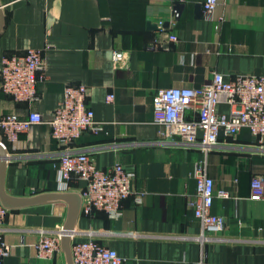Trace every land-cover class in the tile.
Instances as JSON below:
<instances>
[{
    "label": "crops",
    "instance_id": "0c3cea01",
    "mask_svg": "<svg viewBox=\"0 0 264 264\" xmlns=\"http://www.w3.org/2000/svg\"><path fill=\"white\" fill-rule=\"evenodd\" d=\"M205 1L0 0V73L6 57L29 49H41L45 57L44 79L33 103L16 102L4 93L0 77V117L38 112L50 120L67 84L88 87V103L103 130L84 133L73 146L92 152L100 169L122 164L134 179L120 217L103 211L81 214L75 234L115 249L129 264H264V197L254 199L251 186L256 175L264 177V139L244 129L235 139L221 136L223 146L206 153L160 143V127L154 123L158 89L200 87L214 72L227 80L264 77V0H218L212 19L203 14ZM159 20L175 22L170 32L179 41L152 50ZM116 52L123 59L119 68L113 61ZM111 93L113 104L107 101ZM217 111L230 114L232 108L220 104ZM0 142L11 157L9 195L79 194L85 187L71 181L69 190L60 189L57 160L42 155L64 146L47 124L33 125L16 145L0 130ZM200 162L215 182L212 212L225 220L223 231H208L205 238L188 207ZM68 211L64 201L10 209L3 226L9 255L2 264H68L65 252L43 260L36 250L42 235L65 226Z\"/></svg>",
    "mask_w": 264,
    "mask_h": 264
},
{
    "label": "built area",
    "instance_id": "2783aa9c",
    "mask_svg": "<svg viewBox=\"0 0 264 264\" xmlns=\"http://www.w3.org/2000/svg\"><path fill=\"white\" fill-rule=\"evenodd\" d=\"M217 6L218 0H206L204 16L212 19ZM156 26L160 35L151 43L150 49L168 48L179 41L178 36L170 32L175 27L174 21L159 20ZM113 61L116 68L121 67L120 52L114 54ZM44 71L45 57L41 49H29L24 55L6 57L0 73L1 89L16 102L33 103L38 99V84L44 79ZM89 96L85 85L67 84L63 100L50 120L46 121L38 112H31L27 118L7 114L0 117V130L7 141L16 145L20 135L27 133L33 125L47 124L52 136L64 146L58 152L42 155L57 160L55 169L60 189L69 190L71 181H82L85 187L79 190L81 214L91 216L95 211H103L118 218L122 215L123 201L132 195L134 175L120 163L100 169L92 152L73 146L84 133L99 134L103 130V123L96 120L88 103ZM115 100L114 93L107 96L109 103L113 104ZM220 104L229 105L231 113H219L217 107ZM154 123L160 127V143L201 149L206 153L223 146L221 136L235 139L244 129L264 139V77L237 75L227 80L214 72L211 81L200 87L158 89L154 93ZM194 176L197 191L188 200V207L200 220L204 232L202 238H205L208 231H223L225 220L212 212L215 182L208 175L205 163L196 165ZM251 186L254 199L264 197L263 176L256 175ZM9 214L10 209L0 200V264L9 255L3 235ZM63 234L64 227L42 235L36 244L38 257L51 260L64 252ZM71 252L73 264H129L115 249L92 238L79 239L75 233L71 236Z\"/></svg>",
    "mask_w": 264,
    "mask_h": 264
},
{
    "label": "water",
    "instance_id": "95a60500",
    "mask_svg": "<svg viewBox=\"0 0 264 264\" xmlns=\"http://www.w3.org/2000/svg\"><path fill=\"white\" fill-rule=\"evenodd\" d=\"M0 29L4 23L2 15V6L0 5ZM11 159L5 146L0 142V200L9 209L20 208L24 206L64 201L69 205L68 217L64 226L62 238V247L68 260V264H73L71 252V236L75 233V227L79 216L81 215V197L77 193H46L30 198H18L9 195L6 191V169L8 161Z\"/></svg>",
    "mask_w": 264,
    "mask_h": 264
}]
</instances>
